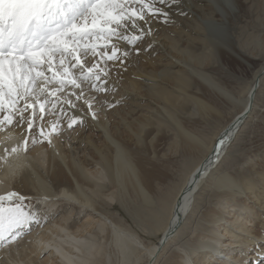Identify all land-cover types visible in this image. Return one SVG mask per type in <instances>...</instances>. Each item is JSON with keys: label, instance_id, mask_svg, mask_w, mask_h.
Listing matches in <instances>:
<instances>
[{"label": "bare ground", "instance_id": "6f19581e", "mask_svg": "<svg viewBox=\"0 0 264 264\" xmlns=\"http://www.w3.org/2000/svg\"><path fill=\"white\" fill-rule=\"evenodd\" d=\"M247 1L234 0L223 31L214 35L208 24L222 19L218 0H183L191 15H175L177 23L172 25H153L159 28L158 55L143 54L135 67H129L117 82L116 93L108 97L110 101L124 98L123 102L109 113L101 112L98 121L89 119V134L69 137L66 133L54 141L55 148L46 143L30 146L14 161L19 170L0 166V195L19 191L48 216L42 227L25 237L20 264H113L112 255L116 264H184L185 253L193 264H264V162L257 164L255 173L243 165L227 166L234 164L235 148L260 106L264 108V80L260 79L264 59L245 94L237 97L200 57L220 55L226 49L251 66L239 53L246 43L238 52L239 37L234 38L231 28L237 14L247 10ZM253 41L258 51L254 58L264 57V36ZM250 93L254 100L244 112ZM212 97L239 106L207 142L191 122L198 113L205 124L223 118L225 110ZM238 116L241 122L228 134L219 160L209 163L218 139ZM18 133L14 130L12 140L0 137V142L14 146L21 139ZM165 137L171 139L168 153L161 152L158 143ZM182 156L197 158L190 159L191 167L176 194L157 197L166 163ZM204 167L208 173L197 180ZM193 184L190 202L178 217L181 197ZM115 205L133 225L114 210ZM140 231L157 233V241H146ZM170 250L173 253L166 257Z\"/></svg>", "mask_w": 264, "mask_h": 264}, {"label": "snow or ice", "instance_id": "6c2138e0", "mask_svg": "<svg viewBox=\"0 0 264 264\" xmlns=\"http://www.w3.org/2000/svg\"><path fill=\"white\" fill-rule=\"evenodd\" d=\"M216 6L222 19L208 24L214 35L223 31L234 0H218ZM175 15H191L183 0H0V137L12 140L17 129L21 136L14 146L0 142V166L19 170L14 161L30 146L55 148V140L122 103L124 98L110 101L109 94L141 55H158L159 28L153 25L175 24ZM253 100L250 93L244 112ZM239 122L240 116L218 139L209 163L219 160ZM207 173V167L200 169L196 179ZM194 187L185 190L176 216ZM47 219L19 191L0 195V264H20L25 237ZM184 264H193L188 253Z\"/></svg>", "mask_w": 264, "mask_h": 264}, {"label": "rangeland", "instance_id": "374dc122", "mask_svg": "<svg viewBox=\"0 0 264 264\" xmlns=\"http://www.w3.org/2000/svg\"><path fill=\"white\" fill-rule=\"evenodd\" d=\"M246 8L247 10H245L244 12L240 14H237L236 18L232 21L231 28H232V34L234 33L233 36H235L234 38L236 39L239 37L238 39H236V45H238V48L240 47V49L237 48L238 52L242 50L241 48L245 47V43H246V47L248 44L249 47L243 48L245 51L244 52L240 51L239 53H241L240 55L243 58L248 59V62L250 63L251 66H249L247 62H244L241 59V57H238V56L236 57L235 55L232 56L233 54L226 49H221L220 55H212L210 53H203L200 55L202 63L207 65V68L212 73V75L215 76L217 80L219 79L222 82V83L220 82L222 86L225 85L226 88L232 93H234V95H237V97H241L245 94V89L248 87L251 81L252 74L254 73L255 69L260 66V64L263 62V59H264V57H261L259 59L254 58V57H257L256 55L258 51L257 49H254L255 42L253 41V39L257 36H264V0H248L246 2ZM239 40H241V42H238ZM248 51H250V53ZM242 53L245 55H242ZM233 57H235L237 60H235V58ZM139 61H140V58L136 60L137 63ZM245 64H247V66ZM220 69H222V71H220ZM223 71L225 73H223ZM233 74L234 75L236 74V76H234ZM221 79H224L225 82ZM140 84L144 87L143 93H145L144 84L143 83H140ZM210 99L215 100L216 104L222 109V111L225 110V113L223 111L222 112L223 114H221V116L224 115L223 118L220 116L218 117V118H222L223 120L218 119V118L217 119L212 118L207 124H205L204 120H201L200 113L197 112L198 114L196 115L198 116L196 117L195 115L193 118L194 122L193 121L191 122V124L193 123L194 127L196 125L195 127L196 132L200 136L204 137L207 142H209L210 139L213 137L214 132H216L219 129V127H221L223 123L227 121V118L229 120L230 117H232L230 115L231 114L233 115L235 111L238 109V107L236 106H239L238 104H231V103H230L231 105L230 106L228 104L229 103L228 100L217 101V99H214L213 97ZM227 104L228 106H226ZM221 105L224 107H222ZM234 107L236 110L234 109ZM113 108L107 109L106 112L109 113L110 110H113ZM141 109L142 110L145 109V102H143ZM79 129L77 130V132H79L78 133L79 135H86L87 133L89 134L87 127L86 128L82 127ZM167 138L169 137H165L164 138L165 140L161 139L158 142L159 145L161 144L160 151L164 153H168L171 151V146L169 144L171 143L170 142L171 139L170 138L167 139ZM241 138L242 139H240L237 145V148H235L236 156L234 155L235 156L234 164L232 162L227 166L235 167L238 165L239 167L240 165L241 166L243 165L245 167L244 169H247L248 171L255 173L256 168L258 169L261 166L260 164L264 162V108H261L260 106V108L257 111L255 120L253 121V123L247 126L245 133ZM162 141H164V143ZM162 144L164 145L162 146ZM193 157H196V156H193ZM193 157L189 158V157L182 156L181 158L176 157L171 160L169 159L168 160L169 162L167 161L168 162L166 163L167 167L165 168L167 169L166 170L167 172H165L167 176H165L166 174H162L163 178L156 192L157 197L162 195V193H167V192L169 194L171 193L176 194V188L179 187L180 183L182 182L183 178L185 177L187 173V170H189V168L191 167L192 161L190 159H193ZM231 164H233L234 166H231ZM257 164H259L260 166ZM254 175L256 176V174ZM32 203L34 204L35 207L39 208L36 202L32 201ZM114 210H118L121 213H123L125 215L124 218L127 219V221L131 223V225H133L130 218L124 212H122L119 206L115 205ZM140 234L148 242L149 241L156 242L158 239L157 233L153 235V234L147 233L146 231L145 233L140 231ZM171 250L168 251L166 257L169 256L171 253H173V251ZM112 262L113 264H116L117 262V257L115 255H112ZM160 264H163V263L161 262Z\"/></svg>", "mask_w": 264, "mask_h": 264}]
</instances>
